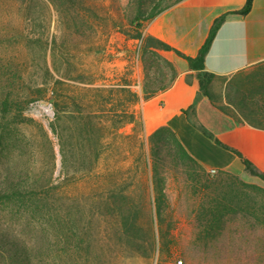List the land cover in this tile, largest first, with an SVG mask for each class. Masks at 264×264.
I'll list each match as a JSON object with an SVG mask.
<instances>
[{
    "label": "rangeland",
    "instance_id": "1",
    "mask_svg": "<svg viewBox=\"0 0 264 264\" xmlns=\"http://www.w3.org/2000/svg\"><path fill=\"white\" fill-rule=\"evenodd\" d=\"M85 1V12L60 13L49 0H0L3 255L33 264H264L257 177L211 174L162 146L159 222L142 101L129 107L134 123L116 117L129 98L123 88L141 99L175 70L162 55L142 60L134 0Z\"/></svg>",
    "mask_w": 264,
    "mask_h": 264
},
{
    "label": "crops",
    "instance_id": "2",
    "mask_svg": "<svg viewBox=\"0 0 264 264\" xmlns=\"http://www.w3.org/2000/svg\"><path fill=\"white\" fill-rule=\"evenodd\" d=\"M246 0H182L157 15L146 32L186 55L196 56L213 21L223 13L241 9ZM176 72L171 86L139 104L146 133L161 126L173 130L183 147L202 167L249 176L237 156L217 144L235 148L264 171V131L236 121L201 95L196 73L172 52L162 51ZM264 62V0H253L247 15L228 14L205 57V70L217 79L222 93L232 75ZM222 81V80H221ZM205 129L212 138L203 133Z\"/></svg>",
    "mask_w": 264,
    "mask_h": 264
},
{
    "label": "trees",
    "instance_id": "3",
    "mask_svg": "<svg viewBox=\"0 0 264 264\" xmlns=\"http://www.w3.org/2000/svg\"><path fill=\"white\" fill-rule=\"evenodd\" d=\"M56 9L62 13V11H67L72 9L75 11L83 10L87 11L85 6V0H49ZM135 1V15L131 20V26L137 32V35L132 37L140 40L139 53L142 60L145 56H152L161 58L160 52H172L180 59L184 60L190 71L196 73L198 79V85L201 95L206 96L210 102L218 108L224 114L233 117L237 122L246 124L251 128L263 130L264 131V79L259 78L262 73L260 71L264 70V62L254 66L251 69L240 71L232 75L228 79H220L224 81V89L222 93L213 91L212 83L217 79V77L205 70V57L208 53L210 45L222 25L228 14H239L247 15L253 4V0H246L244 6L239 10L229 11L223 13L217 17L209 30L208 36L205 39L202 46L199 48L196 56H189L178 50L177 48L169 45L168 43L155 38L145 31V23L151 22L157 15H159L164 10L177 4L182 0H134ZM147 7V8H146ZM64 8V9H63ZM89 10V9H88ZM80 12V11H79ZM90 13L97 18L98 16L95 12L90 11ZM99 18V17H98ZM110 16L105 17V19L110 20ZM257 68V69H256ZM176 77V72H174V77L172 81L157 90H148L146 87L143 89V96L141 99L130 91L129 88L125 87L122 91L129 95L127 99V105L125 104L121 114L116 118L121 120V125L124 123H134L136 121V114L134 111L130 110L129 107L141 101H147L158 92H162L168 89ZM125 85H129V81H124ZM81 120L92 119L91 114L80 115ZM123 120V121H122ZM120 126V125H119ZM117 126V128H119ZM203 133L208 137L212 138V135L208 133L205 129H202ZM215 142L224 148L233 152L241 164L243 165L245 171L254 177H257L264 183V171L259 170L254 163L241 151L226 146L222 144L218 139H214ZM150 143V153L152 159V179L155 185V208L158 220L163 223L162 213L166 207V197L163 192L162 182L163 178L160 176V165H159V150L162 146H166L173 150L176 157L187 160L192 164L201 166L183 147L182 143L178 139L176 133L167 126H161L155 129L149 135ZM21 195L19 191L15 192ZM5 195H0L3 197ZM134 224V223H133ZM134 225H131L130 232L135 231ZM129 228V227H128ZM4 249L0 247V264H33L28 259H12L7 258L3 255Z\"/></svg>",
    "mask_w": 264,
    "mask_h": 264
},
{
    "label": "built area",
    "instance_id": "4",
    "mask_svg": "<svg viewBox=\"0 0 264 264\" xmlns=\"http://www.w3.org/2000/svg\"><path fill=\"white\" fill-rule=\"evenodd\" d=\"M215 172H216V170H214V169H211V170H210V173H211V174H213V173H215ZM177 264H182V261H178Z\"/></svg>",
    "mask_w": 264,
    "mask_h": 264
}]
</instances>
